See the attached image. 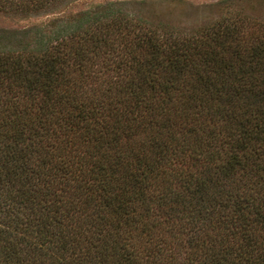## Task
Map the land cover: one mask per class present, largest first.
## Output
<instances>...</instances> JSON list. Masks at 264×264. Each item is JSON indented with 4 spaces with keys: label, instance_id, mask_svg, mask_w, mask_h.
Wrapping results in <instances>:
<instances>
[{
    "label": "trees",
    "instance_id": "16d2710c",
    "mask_svg": "<svg viewBox=\"0 0 264 264\" xmlns=\"http://www.w3.org/2000/svg\"><path fill=\"white\" fill-rule=\"evenodd\" d=\"M127 7L1 31L0 264H264V38Z\"/></svg>",
    "mask_w": 264,
    "mask_h": 264
},
{
    "label": "rangeland",
    "instance_id": "374dc122",
    "mask_svg": "<svg viewBox=\"0 0 264 264\" xmlns=\"http://www.w3.org/2000/svg\"><path fill=\"white\" fill-rule=\"evenodd\" d=\"M108 2H128L130 14L184 34H192L224 18H241L247 22L242 27V42L253 43V38H264V0H52L42 7L38 5L37 9L26 8L24 0H0V46L9 44L1 31L21 33L45 27L50 29L56 22ZM139 2L144 4L138 6ZM23 39L30 41L27 36Z\"/></svg>",
    "mask_w": 264,
    "mask_h": 264
}]
</instances>
